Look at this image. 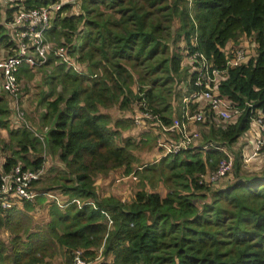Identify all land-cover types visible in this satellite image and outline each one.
<instances>
[{
	"label": "trees",
	"instance_id": "1",
	"mask_svg": "<svg viewBox=\"0 0 264 264\" xmlns=\"http://www.w3.org/2000/svg\"><path fill=\"white\" fill-rule=\"evenodd\" d=\"M53 1L59 0L14 3L35 8ZM71 6H60L47 37L58 46L71 45L85 69L77 73L58 65L48 76V91L39 102L41 121L52 127L43 135L25 124L10 128L11 103L0 96V131L9 135V142L0 145L11 151L2 170L10 172L19 163L23 170H42L48 150L63 163L61 171H54L52 185L67 195V204L52 200L49 221L35 230L27 210L45 200L42 193L23 200L22 209L0 211V228L12 234L9 246L0 239V264H50L58 254L64 264H74L76 251L86 262L100 249L101 261L90 264H264V169L243 170L239 151L233 156L232 177L211 188L199 177L223 153L196 147L134 170L133 143L129 138L123 145L115 142L118 128H130L132 119L112 120L102 111L144 102L162 125H169L174 113L181 119L184 97L200 89L194 84V65L202 61L196 55L184 65L183 42L185 55H202L206 67L221 71L215 91L239 110L236 118L219 125L205 111L203 144L230 148L258 113L264 114V0H80L78 13L63 16ZM15 9L0 5V46L6 49L12 45L6 23ZM240 36L250 39L241 44L256 45V53L228 66L226 52ZM20 70L24 76L32 71L25 65ZM152 140L155 145L157 135ZM116 168L139 175L140 188L129 202L99 197L95 191L94 177ZM156 178L167 183L164 196L153 190ZM73 199L92 202L79 206Z\"/></svg>",
	"mask_w": 264,
	"mask_h": 264
},
{
	"label": "built area",
	"instance_id": "2",
	"mask_svg": "<svg viewBox=\"0 0 264 264\" xmlns=\"http://www.w3.org/2000/svg\"><path fill=\"white\" fill-rule=\"evenodd\" d=\"M69 3L74 4L75 1ZM62 4L64 3L55 4L52 2L35 8H24V6L18 5L13 12L12 19L6 23L12 45L9 46L7 55L0 58V89L13 99L11 108L14 110V115H12L11 122L15 119L20 121L14 127L25 124L24 116L17 104L22 87V80L19 77L22 65L33 70L46 64L51 59V62L63 66L65 71L84 72L85 65L79 62L77 56L70 52L71 45L61 44L58 46L47 37V30L51 28L53 19ZM245 52L244 48L232 47L226 52V64L236 66L247 61L249 58L246 57ZM196 55L202 61L199 67L194 65V69H197L194 84L200 86V89L184 97L183 103L187 111L183 113L181 119L173 117L169 125H162L158 121L159 133L157 134L156 148L160 149L159 152H162V155L182 152L196 147H213L220 150L223 156L219 159L217 165L211 170L206 169L207 171L199 177L200 183L214 185L224 179L232 170L233 155L230 154L227 146L219 147L211 143L200 144V135L193 126L204 122L207 109L212 113L214 121H221L222 124L236 118L239 110L232 107L225 97L220 96L215 91L220 80L221 71L206 67L202 55L197 53L187 55L183 60V64L193 63ZM190 103L191 105L196 104L193 110L188 109ZM151 117L152 114L145 109V111H141V114L136 115L134 120L137 124L144 125V120H149ZM256 120L259 130L264 134V118L258 117ZM41 175V170H23L19 164L12 168L10 172L3 171L0 166V211L11 206H18L23 200H33L38 194L32 190L31 184L34 180H38ZM53 198L59 206L67 204L65 199V201L60 200L56 196ZM72 201L75 202L74 199ZM109 222L111 223L110 220ZM78 260L80 263L83 262L79 251L74 254V264H80Z\"/></svg>",
	"mask_w": 264,
	"mask_h": 264
},
{
	"label": "rangeland",
	"instance_id": "3",
	"mask_svg": "<svg viewBox=\"0 0 264 264\" xmlns=\"http://www.w3.org/2000/svg\"><path fill=\"white\" fill-rule=\"evenodd\" d=\"M15 0H11V2H7V0H0V5L3 9H6L10 6H18L17 3H14ZM71 1H75V3H71L72 6L66 10L64 13L62 12V15H71L74 13L79 12V2L80 0H59V1H53L55 4L62 3H69ZM52 2L48 3L51 4ZM47 4V5H48ZM16 10V9H15ZM174 27L178 26V21L174 20ZM0 23H4V15H0ZM61 40H64L61 38ZM236 40L238 42H234L231 44L234 48H244L246 57L250 58L255 55V47L254 43L251 44H241L242 40H250L246 37L240 36ZM182 44V54H183V60L187 57L186 52L183 51V42ZM229 46V45H228ZM229 50V49H228ZM227 50V51H228ZM8 48L6 49L2 45L0 46V58H3L7 55ZM188 65V64H186ZM58 64H55L54 62L49 63L46 65V67H39L36 69H33L31 71V74L29 76H24L22 78V87L20 90V98H18L17 104L19 105V109L22 112L24 116L25 125H27L29 128H31L33 131L38 133L39 135H43L47 132L48 129L52 127V123L45 124L47 121L42 122L41 121V114L44 111L42 105L40 104V96L42 92L48 91V84L47 79L48 76H50L53 72H55V69L58 70L57 67ZM65 70V69H64ZM21 79V77H20ZM61 86H57V92H61ZM0 96H4L9 103L12 102L13 99L9 97L7 94H4L0 91ZM147 107L146 103L144 102H134L130 104L125 109L119 108L117 105L107 109L102 110L104 112H107L112 117V120L116 119H125L127 117H130L132 119V125L130 128L124 130L118 128L119 135L116 137L115 142L118 145H123L125 140L129 138L128 140L133 143L132 147V153L135 155L136 160L134 161L133 169L134 170H141L146 165L152 164L154 162H158V160L165 155H162V152H159V148H156V145H154V141L152 140V136H156L159 133L158 128V118L155 117L152 114L151 119L144 120V125L141 123L137 124L134 120L135 116L138 114H141V111L145 110L144 108ZM150 110V109H149ZM151 112V110H150ZM12 115H14V110L12 109L9 119H12ZM261 117L264 118V115L262 113H258V116L254 119L250 129L242 135L241 138H239L232 146L229 148L230 154L234 156L235 153L241 152V156L243 158V162L245 165H243V170L248 171H258L260 169H264V137L263 133L259 130L257 125V118ZM173 118V116H172ZM214 120V118L212 117ZM9 120V127H13L20 123L19 120L15 119L12 122ZM206 120L204 122H200L193 127L200 135V143L203 144V133L208 132L206 127ZM216 123L222 124L221 121L215 120ZM45 124V125H44ZM157 124V125H156ZM110 127L114 128L113 121L110 124ZM115 129V128H114ZM144 131H147L148 133L152 134V136L148 135L146 138L142 136V133ZM0 141L1 143H8L9 142V135L7 134L6 129H2L0 131ZM158 136V135H157ZM150 138V139H149ZM144 141V142H143ZM158 147V146H157ZM5 148V147H4ZM2 145H0V162L3 160L4 157L10 154V149L7 148L4 149ZM44 157V165L41 170L42 178L35 186L36 189L34 192L37 194H41L45 197V200L41 202L40 204H33L32 209L27 210V214L30 220V224L32 227V230H35L36 227H43L48 221H49V214H48V206L52 200L55 201L53 197H57L60 200H64L67 198V195H64L61 189L56 188L52 185V177L54 176V171L58 172L63 169V163L59 160L57 155L50 154L49 151H45L43 153ZM20 166H22L21 163H19ZM207 170H211L210 168H207ZM206 170V171H207ZM233 171L231 170L224 179L220 180L214 185H211V183H207L206 185L210 186L211 188H216L220 186L222 182L229 180L232 177ZM155 187L154 191L159 192L160 195L164 196L167 193V186L162 181H159V179H155ZM50 190L46 189L44 191L46 186H50ZM149 185L146 186L147 189L151 190ZM94 188L99 197H105L108 195H112L116 197L117 199L121 200L122 202H129L134 197L135 192L140 188V178L139 175L130 173L125 174L124 168H116L113 170H110L107 173L98 174L94 177ZM42 190L44 192H42ZM35 198V197H34ZM77 205L82 206L85 202H92V200H85L84 202H80L79 199H74ZM56 202V201H55ZM80 202V204H79ZM57 203V202H56ZM58 204V203H57ZM23 202L18 206V208L22 209ZM108 217V216H107ZM108 221V220H107ZM108 226H110V222L108 221ZM12 234L9 230L2 227L0 228V239L5 242L8 246L11 240ZM79 251V250H78ZM76 251V252H78ZM97 257L93 261H84V264H90L91 262L99 263L102 259L101 257V249L97 252ZM111 256L109 255L107 257V261H111ZM79 262V260H78ZM80 263V262H79ZM50 264H64L63 263V257L61 254H58L57 257L51 259ZM77 264V263H76ZM80 264H83L81 262Z\"/></svg>",
	"mask_w": 264,
	"mask_h": 264
},
{
	"label": "crops",
	"instance_id": "4",
	"mask_svg": "<svg viewBox=\"0 0 264 264\" xmlns=\"http://www.w3.org/2000/svg\"><path fill=\"white\" fill-rule=\"evenodd\" d=\"M19 77H21V80H22V78L24 77L23 76V73H22V71L20 70V72H19ZM192 103V102H191ZM191 103L190 104H188L189 106H188V109L190 110V105H191ZM183 113H185L186 111H187V109H185V106H183ZM264 115V114H263ZM173 117H178L175 113L173 114ZM252 123H253V121H252ZM193 126V125H192ZM250 129V128H249ZM248 129V130H249ZM247 130V131H248ZM3 160H4V158H3ZM3 160H1V162L0 163H2L3 162Z\"/></svg>",
	"mask_w": 264,
	"mask_h": 264
}]
</instances>
